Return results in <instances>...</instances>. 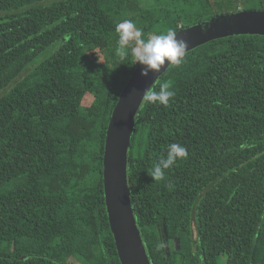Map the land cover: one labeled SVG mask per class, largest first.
<instances>
[{"label": "trees", "instance_id": "trees-1", "mask_svg": "<svg viewBox=\"0 0 264 264\" xmlns=\"http://www.w3.org/2000/svg\"><path fill=\"white\" fill-rule=\"evenodd\" d=\"M0 0V264H121L104 189L107 129L138 66L117 23L176 32L233 0ZM219 1V0H218ZM264 11V9H263ZM167 107L142 104L132 206L151 264H264V36L189 51ZM158 91V84L155 86ZM188 159L155 182L168 146Z\"/></svg>", "mask_w": 264, "mask_h": 264}, {"label": "water", "instance_id": "water-1", "mask_svg": "<svg viewBox=\"0 0 264 264\" xmlns=\"http://www.w3.org/2000/svg\"><path fill=\"white\" fill-rule=\"evenodd\" d=\"M177 34L178 39L187 42L188 52L227 37L264 36V11L222 14L184 28ZM168 64L166 60L165 68ZM142 71L143 66L138 64L120 93L107 129L104 153L106 205L121 264H151L132 206L128 158L135 120L143 104V93L164 72L145 78Z\"/></svg>", "mask_w": 264, "mask_h": 264}, {"label": "clouds", "instance_id": "clouds-1", "mask_svg": "<svg viewBox=\"0 0 264 264\" xmlns=\"http://www.w3.org/2000/svg\"><path fill=\"white\" fill-rule=\"evenodd\" d=\"M118 34L116 54L121 61L131 56L135 64L143 66L142 75L148 78L150 74L165 73L170 68L181 67L187 62L188 44L178 39L173 29L165 33L150 34L146 38L142 30L130 19H125L115 26ZM169 64L165 68V61ZM154 84L143 93L142 102L167 107L174 100L176 92L171 80L160 83L159 77ZM158 84L159 90H156ZM188 150L185 146L172 143L168 146L166 157L159 159L149 173L155 182L165 180L166 170L172 168L177 162L188 159Z\"/></svg>", "mask_w": 264, "mask_h": 264}, {"label": "rangeland", "instance_id": "rangeland-1", "mask_svg": "<svg viewBox=\"0 0 264 264\" xmlns=\"http://www.w3.org/2000/svg\"><path fill=\"white\" fill-rule=\"evenodd\" d=\"M143 5L145 6H152L153 1L152 0H140ZM222 1H228V0H217V2ZM264 9V0H233V3L231 5L225 4V5H219L215 7L213 14L219 13L222 14H231L236 13L240 11H263ZM133 22L142 29L144 26V18H139L136 20H133ZM1 94L4 93L3 91L0 92ZM0 94V95H1ZM226 260L225 256H222L221 263L223 264ZM70 264H85L83 259L76 256L70 259Z\"/></svg>", "mask_w": 264, "mask_h": 264}]
</instances>
